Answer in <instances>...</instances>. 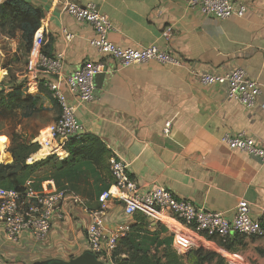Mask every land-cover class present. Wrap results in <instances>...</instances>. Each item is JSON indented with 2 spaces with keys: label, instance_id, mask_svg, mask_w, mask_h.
Wrapping results in <instances>:
<instances>
[{
  "label": "crops",
  "instance_id": "crops-1",
  "mask_svg": "<svg viewBox=\"0 0 264 264\" xmlns=\"http://www.w3.org/2000/svg\"><path fill=\"white\" fill-rule=\"evenodd\" d=\"M26 1L45 12L32 48L51 56L62 52L65 73L88 59L115 66L116 70L96 76L92 101L79 102L67 89L64 93L84 132L98 136L111 153L127 162L142 192L164 186L177 197L223 213L228 219L233 218L242 200L249 203L251 216L259 218L264 214V161L230 149L222 140L227 134L244 133L264 146V0H246L249 9L243 17L221 20L190 7L188 0ZM70 1L96 4L113 23L108 37L116 45L125 48L156 45L168 49L176 61L117 65L92 46L91 39L97 35L94 26L65 11ZM167 27L172 31L168 41L162 35ZM64 29L73 35L70 41L65 38ZM16 39L20 42V35L10 37L0 29V44L9 48L2 51L4 63L0 55V70L9 74V69H13V82L20 83L25 67L20 61H9L19 53ZM237 67L245 69L261 85L254 107L248 108L228 97L226 84L204 85L197 76ZM5 73L1 78L4 82L11 79ZM59 112L58 103L48 108L44 104L43 110L26 118L32 124L28 132L33 142ZM88 209H101L97 197L91 203L85 201L84 207L65 204L63 217H54L53 226L43 240L28 234L8 240L0 224V264L69 261L88 251L86 229L91 222ZM104 213L108 228L125 221L119 203L108 202ZM142 217L148 222L144 214L131 222L136 223ZM149 220L146 226L155 229L158 222ZM247 240L250 242L237 247L238 250L246 247L258 258L259 249L264 262V237Z\"/></svg>",
  "mask_w": 264,
  "mask_h": 264
},
{
  "label": "built area",
  "instance_id": "built-area-1",
  "mask_svg": "<svg viewBox=\"0 0 264 264\" xmlns=\"http://www.w3.org/2000/svg\"><path fill=\"white\" fill-rule=\"evenodd\" d=\"M188 4L202 14L219 20L234 16L243 17L249 9L246 0H188ZM65 11L76 20L94 26L97 35L91 39L92 46L101 54L111 57L119 66L127 67L149 60L164 64L176 61L168 49L156 45L125 48L113 43L108 37L114 29L113 23L94 3L81 5L70 1ZM63 32L68 41L73 38L66 29ZM162 35L167 41L170 40L171 28L164 29ZM29 54L28 68L34 79L23 77L26 90L28 93H36L43 85L60 109L57 118L41 130L34 141L39 145V150L47 151L46 156L56 155L63 160L69 156L66 149L69 139L84 133V127L76 116L75 108L68 104L64 90L67 89L79 102L92 101L96 76L116 68L102 60L88 59L75 70L65 73L62 52L51 56L38 48H32ZM197 76L204 85L226 84L228 97L238 100L248 108L257 104L261 94L260 83L241 67L223 73L202 72ZM1 85L2 80L0 88ZM169 126L168 123L167 128ZM222 140L230 149L247 152L264 161V146L257 144L244 133L227 134ZM108 165L110 186L97 196L101 209H88L91 222L86 229L88 251L95 254L104 264L112 261L119 240L129 233L131 221L138 213L146 215L149 219L157 217L172 231L173 224H181L205 237L217 236L222 241L235 234L249 238L264 237V214L259 218L251 216L250 205L246 200L237 204L233 218L228 219L223 213L177 197L164 186L142 192V186L129 172L127 162L117 154L111 153ZM110 201L122 206L125 221L108 228L105 225L104 208ZM67 203L84 207L85 201L81 195L59 188L52 179L42 182L39 187H35L34 181L29 179L21 190L0 185V224L8 240H18L24 234L31 235L36 240H43L53 226L54 217H63V207Z\"/></svg>",
  "mask_w": 264,
  "mask_h": 264
},
{
  "label": "trees",
  "instance_id": "trees-1",
  "mask_svg": "<svg viewBox=\"0 0 264 264\" xmlns=\"http://www.w3.org/2000/svg\"><path fill=\"white\" fill-rule=\"evenodd\" d=\"M44 15L45 12L41 7L26 0H4L0 2V29L10 37L20 35V40L24 43L26 52H30L35 39L34 35L39 32ZM0 51L2 55V50L0 49ZM41 89L42 87L36 93H28L23 82L15 83L13 78L6 82L2 80L0 88V120L3 119L4 110H20L21 117L25 119L43 110L45 97ZM25 149V143L19 144L17 148L11 146L8 149L14 160L8 164L0 163L1 186L18 190L22 189L28 179L19 180L17 173L11 172L18 164H21L22 171H25L44 167L55 158L58 159L56 155H49L44 159L36 158L45 155V152H47L46 150H39L34 153L33 158H29L33 163H29L27 158L35 150L27 151L22 156V152ZM66 149L69 152V156L60 160L57 165L62 177H67L70 173L80 170L93 172L99 168L107 169L109 167L108 159L111 151L96 135L84 132L81 135L71 137L66 143ZM5 172L7 173L6 175H4ZM49 179L54 180L58 184V181L52 177L42 179L38 183L34 181V186L39 187L40 182ZM6 182L8 184H5ZM110 182L101 192L110 186ZM57 186L61 189L63 188L59 185ZM142 221L145 222L144 225ZM147 224L148 222L142 217L140 221L132 223L129 233L119 240L114 253L118 264H187V261L190 264H203L211 260L213 254L205 253L203 248L189 251L184 256L180 255L183 251L174 249V237L166 234L167 229L165 227L158 228L156 226L154 231H152L146 226ZM242 238L244 236L235 234L223 241L224 244L222 245L231 250L237 241H242Z\"/></svg>",
  "mask_w": 264,
  "mask_h": 264
},
{
  "label": "rangeland",
  "instance_id": "rangeland-1",
  "mask_svg": "<svg viewBox=\"0 0 264 264\" xmlns=\"http://www.w3.org/2000/svg\"><path fill=\"white\" fill-rule=\"evenodd\" d=\"M4 1V0H0ZM38 39V37H36ZM16 48L19 53H16L12 58L9 59L11 63L18 62L22 63L24 69L21 72V76L34 79L33 73L28 68V59L30 57V52H26L24 43L18 39H16ZM0 49L3 51L9 49L8 46H1ZM3 51V52H4ZM31 51V50H30ZM1 55V51H0ZM2 61L5 62L3 55H1ZM8 61V60H7ZM19 63V62H18ZM2 73H5L3 70ZM13 69H9V74H6V76L13 78ZM2 78V77H1ZM0 78V80H1ZM14 79V78H13ZM42 94L45 97V104L47 105V108L53 105H57V102L51 97L50 92L47 88H45L43 85H41ZM40 90V88H39ZM20 110H4V116L3 119L0 120V138H5L8 140L7 148L4 152H8V149L13 146L15 148L18 147L19 144L25 143L26 149L24 152H22V156L27 153V151L35 150L33 155H29L30 159L34 157V153L39 151V145L34 141L30 139V134L28 130L31 127V122L29 120H26L25 118H22L20 115ZM46 116L43 115V119L45 120ZM45 151V150H44ZM43 151V152H44ZM20 153V152H19ZM29 156L27 158V161L29 163H33L30 161ZM46 158V157H44ZM43 158V159H44ZM60 159L55 158L51 161V163L45 165L44 167L38 168V169H27L25 171H22L20 169L17 173L19 180H33L36 183H38L42 179L46 178H55L58 181L59 186L67 189L70 192H75L79 195H81L87 203H91L92 201H95V198L97 195L101 192V190L110 182V169L109 167L107 169L99 168L96 171L89 172L88 170H80L78 172H72L67 177H62L60 175V171H58V162ZM13 161L10 159L9 163H12ZM0 163L8 164L7 162L3 161L2 158V152L0 151ZM15 169V168H14ZM13 169V170H14ZM12 170V171H13ZM11 171V172H12ZM14 173V172H12ZM34 182V183H35ZM40 182L39 184H41ZM5 184H8L7 182ZM158 220V221H157ZM151 221L158 222L157 227H165L167 229L166 234L172 235L174 237V244L173 247L177 251H183L180 253V255L184 256L187 255L189 251L196 250L199 248H203L205 253H211L213 254L211 256V260L208 262L206 261L203 264H264L262 262L261 257L263 256V252L258 249V258H255L253 255L249 253V251L245 248L242 250H238L237 247H243L246 246L250 240H247L248 237L244 236L242 238V241H237L233 245V248L231 250H228L224 244V242L217 236L213 237H205L199 233L193 232L189 229H187L183 225H179L184 231H186L185 236H181L178 234L174 229L172 231L169 227L165 225V223L161 222L157 217L151 218ZM167 222V219H166ZM150 223V220L148 219V224ZM147 224V225H148ZM152 231H154L153 227H148ZM243 237V236H242ZM183 239V241L181 240ZM241 242V243H239ZM192 263V262H191ZM108 264H118L116 261V257L112 259L111 262ZM187 264H190L189 261H187Z\"/></svg>",
  "mask_w": 264,
  "mask_h": 264
},
{
  "label": "water",
  "instance_id": "water-1",
  "mask_svg": "<svg viewBox=\"0 0 264 264\" xmlns=\"http://www.w3.org/2000/svg\"><path fill=\"white\" fill-rule=\"evenodd\" d=\"M22 168L21 164L16 165L15 169L12 172H18ZM7 173L5 172L4 175ZM44 264H104L101 262L95 254L90 251H86L79 255L78 257L72 258L69 261H61V260H52L48 261Z\"/></svg>",
  "mask_w": 264,
  "mask_h": 264
},
{
  "label": "bare ground",
  "instance_id": "bare-ground-1",
  "mask_svg": "<svg viewBox=\"0 0 264 264\" xmlns=\"http://www.w3.org/2000/svg\"><path fill=\"white\" fill-rule=\"evenodd\" d=\"M3 76V73L0 72V78ZM8 145V140L5 139V138H0V151L2 152V158H3V161L9 163L10 162V159L13 161L11 155L7 152H4L5 151V148L7 147ZM47 152H45V155H46ZM173 229L178 233L180 234L182 237L185 236L187 233L186 231H184L179 225H176V224H173L172 225Z\"/></svg>",
  "mask_w": 264,
  "mask_h": 264
}]
</instances>
